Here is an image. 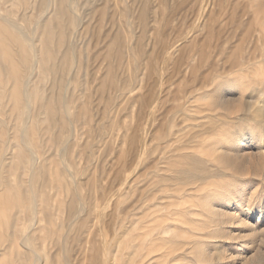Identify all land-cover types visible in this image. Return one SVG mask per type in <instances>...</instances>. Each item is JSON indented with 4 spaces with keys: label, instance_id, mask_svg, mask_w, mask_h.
Wrapping results in <instances>:
<instances>
[{
    "label": "rangeland",
    "instance_id": "rangeland-1",
    "mask_svg": "<svg viewBox=\"0 0 264 264\" xmlns=\"http://www.w3.org/2000/svg\"><path fill=\"white\" fill-rule=\"evenodd\" d=\"M39 1L29 0V6L24 12L22 7L17 10L14 7L13 11L18 21L17 25L21 28L26 27L25 29L34 38L38 33L36 21L47 16L48 12L52 16L55 7L50 1L44 8V11L47 9L46 12L43 13L42 10L43 12L39 13ZM179 1L159 0L160 3L153 7L147 34L150 38L149 55L154 67L147 76L149 90L145 91L141 85H138L134 91V94L138 93L136 100L123 103L122 110L120 106V111H117V116H120V127L125 128L126 131L136 127L140 132L145 127L147 113L149 111L154 113H152V121L149 122L153 128L148 133L146 143L141 150L131 154L132 156L129 155L127 159V152L122 154L127 144L121 141L110 144L116 150L115 157L108 158L107 176L103 179L104 187L111 188L105 191V194L111 196L110 205L105 207L104 204H107L105 197L99 193H88L86 187L84 193L87 194L86 201L89 204L82 205L86 210L84 216L88 215L89 229L78 240L73 234L70 235V232L67 233L68 235L63 233L64 236L60 238L58 244L62 246L61 248L65 246L68 249H61L56 255H54L55 246L47 251L44 250L43 253L40 251L39 253L42 254L39 256H43L42 258L46 252L50 255L49 264H92L93 254L97 256L98 261L106 254L108 264H264V120L259 121L260 119L253 115L255 109L264 106V74L257 69L258 61L264 59V7H259L257 4L259 0H184L185 3L177 9ZM16 3L17 0H0V14L10 13ZM22 14L26 17L32 16L33 25L22 20ZM131 28V33H138L140 30L135 24ZM192 29L196 44L193 43L187 50L186 61L184 60L186 65H183L178 72L174 69V63L165 60L162 56L157 57L158 47L164 43L169 53L174 52L180 41H189L186 32ZM85 39L86 43L80 44L82 48L89 46L87 43L89 38ZM148 62L147 59L140 60V79L143 78L141 73L146 71ZM34 75L39 77L37 72ZM148 94H150V104L143 107L144 115L139 120L138 98L139 96L148 98ZM252 100L255 101L251 104ZM5 108L3 107L2 111L0 107V119L6 118L4 125L0 124V132L1 135L3 134L2 140L10 144L13 136L18 137L16 131L20 129L21 123L16 120L9 105ZM113 115L114 111L109 112L107 119L102 120L99 125L107 122ZM109 123L111 124L110 121ZM115 125L113 122L112 129ZM214 125L216 128L213 127ZM258 129L259 140L253 138L251 134V130L258 131ZM175 134L178 135L177 138ZM235 135L240 140L237 145L238 154L232 160L233 162L236 160L232 170L227 164L217 162L214 159L216 155L214 157V154L212 156L209 154V147L217 145L228 151L229 146L225 139ZM200 139L204 141L200 142ZM177 143L178 145L180 143V146ZM169 145L170 149L167 148ZM175 148L176 152L173 151ZM186 155L200 160L202 166L208 168L211 173L223 175L206 180L199 191L177 194L183 185L182 170L192 172L193 168L190 165L192 159L187 158ZM81 166L82 162L79 167L82 168ZM236 169L244 173L238 175L234 172ZM2 172V177L11 181L13 177L5 170ZM95 173L96 170L89 167L84 174L91 179ZM127 178L131 179L133 190L129 194H125L122 190L117 194L116 188H120V184ZM167 181L169 184L165 183ZM37 182V195L42 193L51 197L49 204L55 209L53 221L59 224L61 214L56 210L59 194L54 189L42 187V183ZM24 183L26 184V181L23 182L20 192L27 194L28 188ZM158 183L160 185H157ZM0 191L3 193L0 194L2 197L0 264H16L15 258L13 259L14 252L11 250L12 242L8 236L10 227L7 217L13 214L5 200L6 192ZM167 191H170L169 194ZM153 195L163 198L162 204H147ZM204 198L216 204L218 211H221L217 217L207 214L203 209ZM150 205L151 208L147 209ZM43 225L42 230L36 232L39 243L45 240L47 231L55 228L49 223ZM94 249L97 252L93 253Z\"/></svg>",
    "mask_w": 264,
    "mask_h": 264
},
{
    "label": "bare ground",
    "instance_id": "bare-ground-1",
    "mask_svg": "<svg viewBox=\"0 0 264 264\" xmlns=\"http://www.w3.org/2000/svg\"><path fill=\"white\" fill-rule=\"evenodd\" d=\"M28 1L17 0L10 13L8 12L6 15L0 14V107H2L3 111L6 109L5 106L9 105L10 111L14 112V117L21 123L20 129L14 130L17 132L18 137L13 136L10 144L2 140L3 134L1 135L0 132V190L6 192L4 194L6 195L5 200L8 204V209L12 212L10 213L13 214H9L7 217L10 227L8 236L12 242V249H10L14 252L13 259L15 258L16 264H49L48 256L50 255H47L46 252L44 259L39 254L55 246L54 255H56L61 249L64 250L66 248L65 246L61 248L62 246L58 244L60 238L64 236L63 233L67 234L70 232V235L73 234L78 240L89 229L88 215L84 216L86 210L84 205H82L89 204L86 201L88 198L87 194L84 193L86 187L88 193H99L105 197V202H107V204H104L105 207L110 205L111 196L109 197L108 193L105 194V191L108 188L111 190V188L106 185L107 188H105L103 185V179L107 176L106 164L108 158L115 157L114 151L116 150L110 144L116 141L127 144L126 149L122 151V154L127 152V159L129 155H133L136 151L142 149L141 147L145 145L150 129L153 128L152 124L149 123L150 120L152 121L154 114L152 111L148 113L146 111V123L141 132L136 127L130 128L129 131L120 127V116H117V111H120V106L122 110L123 103L127 104L136 100L138 93L134 94V91L138 85H141L145 91L146 89L149 90V79L147 76L154 67H152L153 64L151 62L153 60L151 55H149L150 38L149 36L147 37V34L150 28L151 11L160 2L159 0H38L39 13L44 11L45 6L50 1L55 7L52 11V16L47 11V16L41 17L39 21H36L35 26L38 28V33L37 37L34 38L26 30V27L25 29L17 25L18 21L13 15L14 7H16V10L22 7L24 12L29 6ZM183 3H185L184 0H180L177 9ZM257 4L259 7H264V0H259ZM31 17H26L22 14L21 19L33 25ZM124 17L126 20H124ZM133 24L140 29L138 33L133 31L131 33L130 28ZM186 35L189 41H185L186 39L184 38L185 42L180 41L177 44L178 48L172 53L168 52L164 43H161L160 47H158L157 57L162 56L165 60L174 63V69L178 72L179 70L181 71V67L184 65L187 50L196 41L193 29L190 32H186ZM85 38H89L87 41L89 46L82 48L80 44L86 43ZM145 59L149 62L147 66L145 65L146 71L141 73L143 78L140 79V60ZM262 59L258 61L257 69L264 74V59ZM36 72L39 73V77H35L34 74ZM149 95L147 96L149 99L146 96H139L138 98L140 102V110L137 114L139 120L144 115L143 107L150 104ZM253 101L255 100H252L251 104ZM262 106H257L258 108L255 106L257 109L253 112V115L263 122L264 106ZM111 111H114V115L107 122L99 125L102 120L107 119L108 113ZM4 119H0L1 125H4ZM113 122L116 125L112 129ZM213 127L216 128L215 125ZM181 132H179V135ZM251 134L253 138L259 140V129L258 131L251 130ZM236 135L225 139L229 146L228 151L217 145L209 147V154L211 156L214 154V157L216 155L214 159L217 162H223L231 168L236 161L233 162L232 160L238 154L237 145L240 139ZM202 140L200 139V142ZM182 144L185 145L184 143ZM178 146H180V143ZM167 148L170 149V145ZM173 151L176 152V148ZM229 153L234 155L231 156ZM259 153L261 154V151ZM192 157L187 156V158L192 159L190 161V165L193 167L192 172L182 170V175H184L181 178V180L183 179V188L181 186V189L178 190L177 194L179 195L187 191H199L200 186L206 180L223 175L211 173L208 168L202 166L203 164L200 160ZM81 162L82 168L79 167ZM234 164L236 165V162ZM89 167L96 170L94 177L91 179L84 174ZM4 170L9 176L13 177L11 181L8 180L9 178L4 179L2 177V171ZM234 172L238 175L244 173L237 169ZM178 176L180 175L178 174ZM24 177L26 178L23 179ZM24 180L26 181V184H24L28 188V193L25 191L27 194H24L23 191L22 193L20 192L22 184L25 182ZM37 181L40 184L42 183V187L54 189L59 194L60 200L58 199V204L55 203L56 210L61 214L62 222L60 220L59 224L53 221L55 219V209L49 204L51 197L42 195V193L37 195ZM163 183L161 184L163 185ZM165 183L169 184L168 181ZM157 185H160V183ZM131 188V179L127 178L120 184V188H116V191L117 194H120L121 190L125 194H129L133 190ZM169 192L167 191L168 194ZM0 194L3 193L0 191ZM58 196H55V198H58ZM1 198L0 195V203ZM162 199L153 195L147 204H162ZM178 199L180 200V197ZM202 204L203 209L211 216L217 217L221 212L216 208V204L207 198L203 199ZM98 206L101 207L102 205ZM1 208L4 209V207ZM149 208H151V205L147 206V209ZM13 210L15 211L13 212ZM0 212L2 211L0 210ZM106 218L104 217V219ZM46 223L55 226V228L47 231L45 236L43 233L45 240H41V243H39L36 232L38 230L40 232L42 225ZM61 241H63V238ZM40 251L42 253H39ZM95 252L97 251L94 249L93 253ZM104 257L98 261L97 256L93 254L91 263L108 264L107 262L109 261H106V257L105 259Z\"/></svg>",
    "mask_w": 264,
    "mask_h": 264
}]
</instances>
